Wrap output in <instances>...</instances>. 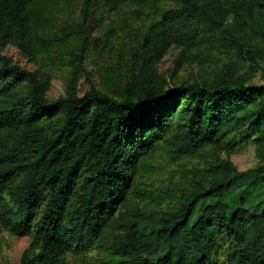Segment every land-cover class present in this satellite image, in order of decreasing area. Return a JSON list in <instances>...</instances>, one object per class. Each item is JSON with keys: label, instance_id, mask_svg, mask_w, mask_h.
I'll list each match as a JSON object with an SVG mask.
<instances>
[{"label": "trees", "instance_id": "trees-1", "mask_svg": "<svg viewBox=\"0 0 264 264\" xmlns=\"http://www.w3.org/2000/svg\"><path fill=\"white\" fill-rule=\"evenodd\" d=\"M172 46L246 70L171 85ZM263 61L264 0H0V233L32 237L20 264H264Z\"/></svg>", "mask_w": 264, "mask_h": 264}, {"label": "rangeland", "instance_id": "rangeland-1", "mask_svg": "<svg viewBox=\"0 0 264 264\" xmlns=\"http://www.w3.org/2000/svg\"><path fill=\"white\" fill-rule=\"evenodd\" d=\"M182 49L172 46L170 47L163 57L158 62V70L163 73L168 82L171 85L181 84V83H193L196 81L210 80L216 76L222 67L227 64H232L235 71L243 73L246 70L245 64L241 60L236 50L228 51L224 48L216 49H195L188 55V60H183V63H178L181 59L178 60V57ZM4 54L11 57V59L19 63L23 68L28 70H35L39 66L26 58L19 48L8 45L4 49ZM264 66V61L262 62ZM92 65L88 68L91 69ZM51 68L43 64L42 71L49 75ZM65 74L66 72L59 71L54 73L50 87L46 93L49 99H56L59 96L65 93ZM259 80V74L255 77L254 81ZM89 87L87 80L84 78L81 79L79 83V90L82 94ZM162 154L158 153L156 155V163L159 165L162 163ZM234 164L240 170H245L251 167H254L258 163V158L256 155V148L254 145L249 144L244 147L239 152L235 153L231 157ZM157 164V165H158ZM181 164L190 165V162L186 160H179L176 162H168L160 173L161 177H167L168 173L172 170L178 169L181 167ZM163 165V163H162ZM164 178V179H165ZM31 236H16L11 235L8 232L0 233V264H20V259L24 250L28 247L31 241Z\"/></svg>", "mask_w": 264, "mask_h": 264}]
</instances>
